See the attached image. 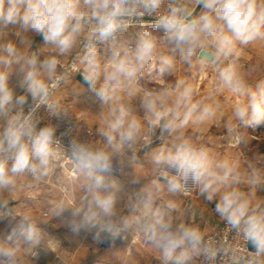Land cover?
<instances>
[{"label": "clouds", "instance_id": "obj_1", "mask_svg": "<svg viewBox=\"0 0 264 264\" xmlns=\"http://www.w3.org/2000/svg\"><path fill=\"white\" fill-rule=\"evenodd\" d=\"M162 3L163 0H0V29L13 26L19 39V46L13 40L0 43V119L4 120L0 128V190L11 188L15 178L25 173L37 181L45 179L62 144L56 127H38L40 122L35 119L41 106L50 113L57 111V105L50 103L49 98L63 80V75L57 74L58 60H42L35 51L26 54L22 46L32 44L26 37L30 33L39 35L44 44L64 54L87 28V36L81 41L84 55L80 62L84 69L76 71L101 102L100 114L106 108L108 111L105 127L99 132L103 147L77 138H72L67 147L75 171L86 181L81 203L71 209L73 231H94L93 238L99 242L122 238L135 229L171 264H188L193 255H202L208 264H214L219 255L226 254L225 249L211 240L205 241L196 227L183 222L174 224L170 215L173 205L154 206L152 189L147 186L138 199L128 202L136 217L117 218L119 189L115 183H107L106 174L113 171L114 157L132 150L141 131L136 109L120 102V91L138 82L152 64L158 40L165 41L172 53L159 57L158 68L152 64L162 78L173 67L177 55L184 62H191L203 52L204 58L219 66L222 59L229 60L237 42L248 44L264 39V0H197L201 11L195 15L185 5L171 0L167 12L157 15L153 24L163 32L162 37L141 30L133 39L123 38L134 18L158 13ZM97 45L106 46L107 62L103 66ZM14 65L20 74L22 95L10 86ZM218 71L223 87L248 96L247 103L241 101L235 107L236 119L247 126L264 121V82L256 90L246 92V83L234 62L218 67ZM173 92L176 95L171 99ZM192 95V87L178 81L174 89L146 90L139 99V108L149 118L150 129L155 132L158 128L162 139L165 133L171 135L186 126L194 115L202 122L215 114L210 106L193 103ZM29 96L34 103L25 111ZM152 163L170 193L181 191L191 180L201 195L212 201L223 186L215 212L246 242H252L257 254L264 253V209L252 207L242 192L231 189V185L239 183L234 166L214 160L205 148L193 146L182 135L167 149L162 147L154 153ZM139 181L133 178V183ZM251 183H257L255 172ZM155 188L159 190V185ZM57 207L63 212L64 202ZM18 230L27 242H38V231L31 223L19 225ZM15 234L17 229H13ZM14 256V248L0 245V264L5 260L11 264Z\"/></svg>", "mask_w": 264, "mask_h": 264}, {"label": "crops", "instance_id": "obj_2", "mask_svg": "<svg viewBox=\"0 0 264 264\" xmlns=\"http://www.w3.org/2000/svg\"><path fill=\"white\" fill-rule=\"evenodd\" d=\"M187 1L193 2V0H185V3ZM160 35L163 36V34ZM36 36L30 33L26 40H32V44L26 43L21 50L26 54L35 51L42 60L55 57L58 60L57 71L59 65L68 59L77 47L76 42L69 52L61 54L54 46L44 44L42 39L36 45L34 42ZM7 40L17 42L19 46V39L15 35L13 26L0 29V43ZM104 49L105 47L97 49L101 54L102 66L107 62L108 55ZM263 50L264 39H257L248 44L237 42L229 60L264 62ZM161 55H167V53L157 48L156 58L152 62L157 68ZM195 61L198 64L204 63V71L209 75L215 71L219 72L214 70L215 64L199 58L198 55L193 57V62ZM152 64L145 69L138 82L126 85L120 91V102L136 109L135 114L141 122V131L132 150H125L122 155L114 157L113 165L117 166L120 174H106L107 183H115L119 189L117 218L122 219L131 215L130 219L136 217L137 214H133L128 207V202L130 199L133 201L138 199L142 195L143 187L147 186L152 189L154 206L163 208L169 203L173 205L174 211L170 215L174 224L183 222L196 227L203 236L220 225L222 219L215 212V203L225 190L223 186H220V192L212 201L201 195L197 185L194 192L188 196L180 191L170 193L152 163L154 153L162 147L167 149L175 142L176 137L181 135L193 146L205 148L214 160L227 161L230 166H234L239 175V183L231 185V189L242 192L252 207L264 209V147L256 149L253 153L244 151L237 146V133L228 131L229 128L233 130L237 124L234 115L235 107L241 101L247 103L248 99L218 84L222 87L218 91L224 95V98L220 96L218 100L208 99L202 103L199 102L200 107L208 105L214 110L215 114L212 117L198 122L194 115L186 126L177 129L171 135L165 133L161 139L158 128L155 132L150 129L149 118L145 117L139 108V99L146 90L174 89L175 85L165 87L152 83L153 80L146 75L147 69H153ZM236 69L242 78L250 77L249 81L244 79L247 86L246 92L256 90L257 85L264 82V68L259 69L252 65L248 70ZM13 72L15 74L10 78V86L15 88L17 95H22L24 90L19 87L20 74L16 72L15 65ZM175 76H177L176 73ZM175 95L176 93L173 92L171 99H174ZM171 99L169 105H171ZM54 100L61 107L72 105V111L76 117L94 132L92 143L98 147L104 146L99 132L105 127L108 110L106 108L103 115L100 114L101 102L87 83L79 82L76 77L70 78L56 91ZM29 102L28 97L26 105ZM3 125L4 120L0 119V128ZM232 140L235 142L231 146ZM254 172L257 180L255 185L251 183ZM133 178L140 181L133 183ZM85 183L84 178L74 169L71 175L59 174L58 178L47 176L42 181L19 175L11 188L0 190V245L15 249L11 264H171L170 261L163 259L160 250L150 243L141 231L133 229L122 238L104 239L99 242L93 238L94 231L84 228L73 231L71 209L81 203ZM156 184L159 185V190H156ZM61 201L65 204L63 212L57 207ZM28 223H31L38 231V242L29 243L18 234V226ZM13 229H17V234L13 235ZM194 257L195 255L188 264H195Z\"/></svg>", "mask_w": 264, "mask_h": 264}, {"label": "built area", "instance_id": "obj_3", "mask_svg": "<svg viewBox=\"0 0 264 264\" xmlns=\"http://www.w3.org/2000/svg\"><path fill=\"white\" fill-rule=\"evenodd\" d=\"M170 2L171 0H163L158 13L156 14L134 18L127 27L126 31L123 33V38L133 39L134 33H136L139 28L153 25L157 15L167 12ZM177 3L185 5V0H177ZM86 36L87 28L78 39L76 50L70 55L68 59L59 65L57 74L63 75V80L60 85L52 91L49 98L50 103H55L57 105L56 113H50L46 107L41 106L35 115V119L40 122L38 127H43L45 125L56 127V136L61 140L62 143L60 149L57 152V159L54 162V167L48 175L50 177L58 178L59 174L71 175L74 171V165L70 159V153L67 152L68 144L72 138H77L81 141H88L91 143L94 138V132L91 130V128L76 117L69 105L61 107L54 100L56 91L60 89L67 80L76 76L82 77L79 72L76 71V69L79 68L80 71H83L84 69V65L80 62L84 55L81 41L85 40ZM104 47L106 46L97 45V49ZM146 75L154 80L156 84H160L161 77L157 76L155 70L151 68L147 69ZM29 98L30 102L25 106V111H27L32 103H34L32 102L30 96ZM58 115L59 117H57ZM111 173L118 174L119 170L116 167H113V171ZM21 176L34 179L30 174L27 173L21 174ZM194 190L195 184L189 180L180 192L183 195L188 196L191 195ZM204 239L205 241L211 240L215 245L223 247L226 251V254H221L216 258L214 264H257L259 254H257V252L249 251L248 242H246L243 237L235 230L230 229L229 225H227L223 220L214 231L205 235ZM6 264H8L7 260ZM195 264H208V261L204 256L197 255Z\"/></svg>", "mask_w": 264, "mask_h": 264}, {"label": "rangeland", "instance_id": "obj_4", "mask_svg": "<svg viewBox=\"0 0 264 264\" xmlns=\"http://www.w3.org/2000/svg\"><path fill=\"white\" fill-rule=\"evenodd\" d=\"M196 4H197V0H193V2L187 1V3H185V6L193 12ZM140 29L141 28H139V30H137L136 33L141 30H147V31L153 32L157 37L158 35L163 34V32H160L159 30L154 28V26L152 25H148L142 28L141 30ZM136 33H134V37ZM160 37L162 36L160 35ZM157 48H159L160 51H164L165 53H167L168 56L172 55L169 45L163 40L161 41L158 40ZM229 61L233 62L232 60H223L221 61L219 66L215 64L214 70L218 71V67L226 66ZM203 64L204 63L198 64L196 61L193 62V58L191 62H184L177 55L175 57L173 67L170 69L168 73L165 74V77L161 78L160 84L166 87L170 85L174 86L176 85L178 81H184L186 85H190L192 87L193 89L192 101L193 102L195 101L196 103L197 102L202 103L204 100H208V99L218 100V97L220 96L224 98V95L220 94L218 91L219 88H222L220 87V85H218L220 84V81L218 78L219 72L216 73L215 71V73H213L212 75H209L208 73L204 71L205 67ZM234 64H237L236 68H241L242 70H248L249 68H251L252 65L253 67H257L259 69L264 68V62L262 61H253V62H250V61L240 62L239 61V62H234ZM175 73L177 76H175ZM244 79H247L249 81L250 77H247V78L243 77V80ZM152 83H156V82H154L153 80ZM241 97L248 99L247 94L242 95ZM68 105L72 109V105L70 104ZM233 131L237 133L236 134L237 135L236 137L237 146L243 149L244 151L253 153L256 149H261L262 147H264V121H262L258 125L247 126V125L241 124L237 120L236 127L233 128ZM234 142L235 141L232 140L231 146ZM113 164L115 163L113 162ZM113 167L117 168L116 165H113ZM196 256L197 255H195L194 257L195 261H196ZM257 264H264V253L259 254Z\"/></svg>", "mask_w": 264, "mask_h": 264}, {"label": "water", "instance_id": "obj_5", "mask_svg": "<svg viewBox=\"0 0 264 264\" xmlns=\"http://www.w3.org/2000/svg\"><path fill=\"white\" fill-rule=\"evenodd\" d=\"M200 9H201L200 6H199L198 4H196V6H195V8H194V10H193V14H194V15H195V14H198L199 11H200ZM41 39H42L41 36L37 35V36L35 37V39H34L35 44L37 45ZM204 55H205V54H204L203 52H201L200 54H198V57L201 58V59H203V60H207L206 58L203 57ZM210 58H211V57L209 56V59H210ZM76 78H77V80H78L79 82H81V83H83V84H86V82L83 80L82 77H80V76H76ZM248 249H249V251H251V252H256V251H257V249H256V247L254 246V244H253L252 242H250V241L248 242Z\"/></svg>", "mask_w": 264, "mask_h": 264}]
</instances>
